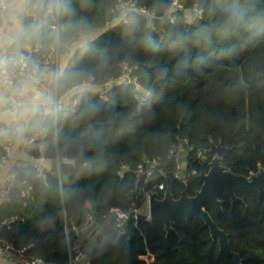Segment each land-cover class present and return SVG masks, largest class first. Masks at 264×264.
Listing matches in <instances>:
<instances>
[{
  "label": "trees",
  "instance_id": "1",
  "mask_svg": "<svg viewBox=\"0 0 264 264\" xmlns=\"http://www.w3.org/2000/svg\"><path fill=\"white\" fill-rule=\"evenodd\" d=\"M74 2L97 29L93 47L80 63L94 69L99 86L118 79L126 65L152 99L138 108L134 84L117 81L107 99L100 91L93 97L102 107L95 121L66 128L78 136L91 124L83 157L87 166L49 150L44 154L51 165L43 175L32 165L15 169L16 179L31 185L32 199L19 186L12 189L0 205V221L8 220L0 235L26 247L28 257L55 264L66 263L68 241L75 238L66 225L82 224L88 211L102 220L114 206L128 209L126 192L140 162L157 160L165 174L156 172L155 181L175 197L185 186L189 195L200 188V167L207 169L211 157L204 152L198 158L195 151H205L212 141L231 148L221 158L230 171L248 176L264 169V0H178L182 7L173 0H136L154 13V28L138 10L105 27L112 9L117 11V0H90L83 8L82 0ZM193 5L202 9L201 17L191 14ZM179 132L192 146L186 155V183L173 176L175 160L169 153ZM236 194L242 202L232 204L224 197L223 210L210 214L228 234L241 264H264V191L238 189ZM124 229L119 234L108 221L88 249L92 264L231 261L201 218L175 226L179 237L167 234L161 221L141 215L129 217Z\"/></svg>",
  "mask_w": 264,
  "mask_h": 264
},
{
  "label": "clouds",
  "instance_id": "2",
  "mask_svg": "<svg viewBox=\"0 0 264 264\" xmlns=\"http://www.w3.org/2000/svg\"><path fill=\"white\" fill-rule=\"evenodd\" d=\"M96 32L74 0H0V167L36 147L88 165L91 124L78 136L66 128L102 111L95 71L80 63Z\"/></svg>",
  "mask_w": 264,
  "mask_h": 264
},
{
  "label": "built area",
  "instance_id": "3",
  "mask_svg": "<svg viewBox=\"0 0 264 264\" xmlns=\"http://www.w3.org/2000/svg\"><path fill=\"white\" fill-rule=\"evenodd\" d=\"M173 5L182 7L178 0H173ZM116 10L117 11L112 9L113 16L110 20L106 22L105 27L117 22L121 18H124L127 12L138 10L148 15V24L151 28H154V24L152 22L154 13L145 6H138L136 0H117ZM189 10L193 16H202L203 11L197 5H193L192 7H190ZM167 13L168 16H170V10H168ZM173 19V17L170 18L171 21H173ZM130 71L131 68L124 65V72L118 79L110 78L103 85L99 86L100 96L104 99H107L110 93L109 87L115 84L117 81L122 80L124 83L134 84L138 108H141L148 102H150V100L152 99L151 91L147 88H144L138 82V78L130 74ZM182 146L185 147V153H183V149L180 148ZM189 149H192V146L189 145L188 139L184 136L180 137L178 135V142L173 143L171 145L169 152L170 155L174 156L175 160L173 176L175 178H179L183 183H186V155ZM35 151L37 152V154L33 153ZM204 152V150L196 149L195 154L198 158L202 159L204 158ZM28 154L31 156V160L28 162L20 163L18 168H22L26 165H32L37 168L39 175H43L45 172V167L41 163V161L48 157L41 152L39 147L31 149ZM0 155H3L2 149H0ZM125 167V165H122V168ZM155 168H157L156 171ZM162 168L163 167H161L159 165V162L155 159L148 162L145 160L137 164L135 168L136 179L134 185L126 192V198L128 200V209L123 210L119 206H114L109 211L107 217H105L108 219L109 222L113 223L116 231L119 234H124V225L129 217L136 218L141 215L145 219L150 220L151 216L149 207V192H157L158 197L161 198L166 189L162 182L155 181L157 174H165V171ZM122 170L119 171L120 175H122ZM251 174L252 172L250 173V175ZM20 182L28 184L24 179H16L15 170H10L5 174L2 182L0 183V205L10 199L12 189L15 186H18ZM28 186L29 188H31V185L28 184ZM158 190H162L161 195H159ZM94 219L95 216L93 212L88 211L82 224L77 225L75 223H70L69 225H66V231L68 233L73 231L75 238L72 241H68V257L65 264H92L90 262L89 251L86 248V242L83 238H81V234ZM7 225L8 220H1L0 232L3 230L4 226ZM0 245H2L7 251L12 252L13 254H16L18 257H20L23 260L21 264H55L53 261H45L40 257H28L25 253L26 247L16 246L11 240L1 235Z\"/></svg>",
  "mask_w": 264,
  "mask_h": 264
},
{
  "label": "water",
  "instance_id": "4",
  "mask_svg": "<svg viewBox=\"0 0 264 264\" xmlns=\"http://www.w3.org/2000/svg\"><path fill=\"white\" fill-rule=\"evenodd\" d=\"M182 137V133L179 132ZM230 147L220 143L211 142L205 153L211 157L208 168L200 167L198 176L202 181L200 188L194 195H189L185 186L178 197H175L168 188L161 198L157 192H149L150 221H161L167 234L179 237L175 229L180 223L186 222L190 217L201 218L208 227L211 237L216 238L220 250L231 257L230 264H241L240 255L230 248L229 236L220 228L210 214V210L221 212L224 197H230L231 203L242 202L236 194L238 189L248 193L264 191V169L252 173L250 176L237 174L221 164L222 156ZM67 177V175H65ZM30 196L28 184L20 182L18 185Z\"/></svg>",
  "mask_w": 264,
  "mask_h": 264
},
{
  "label": "crops",
  "instance_id": "5",
  "mask_svg": "<svg viewBox=\"0 0 264 264\" xmlns=\"http://www.w3.org/2000/svg\"><path fill=\"white\" fill-rule=\"evenodd\" d=\"M31 160V156L28 154L27 157L17 156L14 160H9L4 167H0V183L2 182L5 174L10 170H15L18 168L19 164L22 162H28ZM51 163L48 166H44L46 169L50 167ZM108 223V219H95L85 228L81 234L86 242V248L90 249L94 243L95 238L98 232ZM23 260L18 257L16 254L7 251L2 245H0V264H21Z\"/></svg>",
  "mask_w": 264,
  "mask_h": 264
},
{
  "label": "rangeland",
  "instance_id": "6",
  "mask_svg": "<svg viewBox=\"0 0 264 264\" xmlns=\"http://www.w3.org/2000/svg\"><path fill=\"white\" fill-rule=\"evenodd\" d=\"M97 33V32H96ZM181 149H183V153H185V147L184 146H182V147H180ZM182 152V151H181ZM180 152V153H181Z\"/></svg>",
  "mask_w": 264,
  "mask_h": 264
}]
</instances>
